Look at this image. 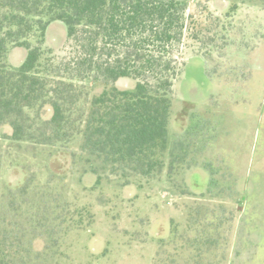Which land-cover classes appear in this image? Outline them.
Wrapping results in <instances>:
<instances>
[{
    "label": "rangeland",
    "instance_id": "1",
    "mask_svg": "<svg viewBox=\"0 0 264 264\" xmlns=\"http://www.w3.org/2000/svg\"><path fill=\"white\" fill-rule=\"evenodd\" d=\"M178 1L195 19L207 17L203 9L212 17L229 15L223 22L233 46L211 51L206 63L192 52L194 42L184 39L176 55L185 63L173 88L172 114L181 111L186 128L207 134L197 156L212 167L210 197L173 189L186 180L207 188L210 177L202 168H192L186 180L181 171L171 182L164 169L155 182H138L141 188L134 179L128 186L108 178L94 185L89 171L100 163L80 151L81 136L55 148L0 137V263L14 251L2 264H154L158 252L163 264H264V0ZM65 40V25L52 23L47 41L58 56L67 52ZM133 86L128 79L117 83L120 89ZM83 87L87 100L104 88L90 81ZM42 116L49 119L51 110ZM173 126L172 137L183 125ZM2 134L9 136L10 127ZM21 171L24 181L17 184ZM196 209L203 220L190 227ZM158 217L172 221L174 235L152 236ZM219 217L225 221L217 228ZM197 228L205 230L201 244L214 234L218 242L202 246L205 254L194 260L198 246L188 248L185 237L191 239L190 230ZM17 237L20 245L13 246Z\"/></svg>",
    "mask_w": 264,
    "mask_h": 264
},
{
    "label": "trees",
    "instance_id": "2",
    "mask_svg": "<svg viewBox=\"0 0 264 264\" xmlns=\"http://www.w3.org/2000/svg\"><path fill=\"white\" fill-rule=\"evenodd\" d=\"M203 12V20L186 15L178 0H0V137L55 148L67 147L74 136H81L80 151L100 163L89 171L94 185L108 178L128 186L134 179L138 187L141 181L155 182L164 169L166 182L181 171L186 180L192 168H202L210 177L207 188L198 190L186 180L173 189L179 195L191 189L210 197L212 167L201 165L197 156L198 142L205 146L208 141L206 133L197 126L186 128L181 111L172 114L173 88L185 63L176 55L184 39L194 42L192 52H200L206 63L211 51L233 46L223 22L229 15ZM55 22L66 27L64 56L47 41L48 28ZM122 79L134 86L120 89L117 83ZM86 81L102 85V92L87 100ZM47 107L51 116L44 119ZM171 124L183 125L173 137ZM4 126L10 127L9 136L2 134ZM18 177L17 184L23 183L24 172ZM199 217V209L190 213V227L200 225ZM218 220L217 228L225 221ZM150 228L159 240L176 230L172 221L159 217ZM190 231L195 233L191 239L182 238L188 248L198 246L194 260L205 254L202 246L217 245L216 234L204 237L201 244L205 230ZM21 240L15 238L12 245ZM16 254L7 252L0 264ZM154 264H163L159 252Z\"/></svg>",
    "mask_w": 264,
    "mask_h": 264
},
{
    "label": "crops",
    "instance_id": "3",
    "mask_svg": "<svg viewBox=\"0 0 264 264\" xmlns=\"http://www.w3.org/2000/svg\"><path fill=\"white\" fill-rule=\"evenodd\" d=\"M238 185H239V184H238ZM239 186H240V185H239ZM239 186H238V187H239Z\"/></svg>",
    "mask_w": 264,
    "mask_h": 264
}]
</instances>
